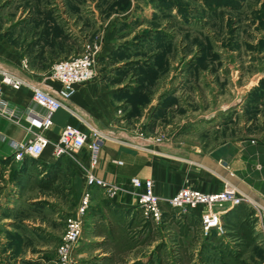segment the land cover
I'll use <instances>...</instances> for the list:
<instances>
[{
	"label": "rangeland",
	"instance_id": "374dc122",
	"mask_svg": "<svg viewBox=\"0 0 264 264\" xmlns=\"http://www.w3.org/2000/svg\"><path fill=\"white\" fill-rule=\"evenodd\" d=\"M85 1L0 0V40L9 31L4 24L14 22L20 7L78 6ZM88 1L83 11L93 41L100 40L102 49L106 34L112 41L125 39L116 46L124 55L101 62L102 69L111 67V71L129 76L128 83L118 91L120 96L138 98L135 107L127 101L115 109L117 124L123 126L130 121L135 129L132 137L121 142L137 151L160 154L177 169L183 163L174 148L199 150L219 164L226 160L233 166L239 160L243 168L235 166L238 179L264 201V182L259 174H251L253 163L246 160L247 154L256 157L258 148L264 147V0ZM120 61L123 64L116 65ZM81 170L85 183V169ZM242 204L252 210L253 216V205ZM77 206L0 208V264H57V248ZM87 210L72 264H102L101 253L95 251L94 240L85 227ZM2 217H8L7 221L2 222ZM223 231L204 235L198 226L182 240L194 255V264H264V238L258 232L257 240L247 244L227 237L224 227ZM213 233L236 257L206 258V238ZM161 235L160 244L170 250L165 253H171L167 264H178L173 260V251L181 242L177 228L169 222L162 227ZM25 245L28 259L24 258ZM149 251L136 253L120 264H147L152 254Z\"/></svg>",
	"mask_w": 264,
	"mask_h": 264
},
{
	"label": "crops",
	"instance_id": "0c3cea01",
	"mask_svg": "<svg viewBox=\"0 0 264 264\" xmlns=\"http://www.w3.org/2000/svg\"><path fill=\"white\" fill-rule=\"evenodd\" d=\"M87 3L90 2L86 0L84 5ZM84 5L55 7L37 4L25 9L20 7L14 22L4 24V28L9 27V31L6 37L0 40V66L31 83L58 89V84L48 79L52 66L60 61L79 56L85 45L93 41L88 31L87 15L86 11H83L86 7ZM18 17L19 21L16 22ZM99 24L101 23L98 22L97 26ZM124 40L112 41L107 34L105 38L103 37L102 49L97 57L99 66H97L96 77L76 87L66 107L52 115V126L48 130L42 131L38 127L39 121L46 117L47 113L32 101V91L29 88L22 87L16 91L8 86L0 85V100L7 102L18 113L16 119H9L0 113V187L3 189L0 208L4 210L15 205L26 207L30 205L64 206L70 203L79 205L87 192L89 204L84 223L95 246L104 241L102 231L113 227V217L106 211L105 204L121 211L137 207L133 194L141 191L132 187L130 183L132 178L137 177L142 181L152 180L154 193L160 198L172 197L185 184L191 187L196 186L207 193L222 190L225 181L189 160L191 153L203 156L204 154H200L199 150L197 152L174 148L183 163L180 165L181 169H177L171 165V161L162 159L160 154L144 152V150L137 151L121 142L127 136L132 137L135 129L128 120L125 125L119 126L115 121V109L127 101L133 102L131 105L135 107L138 98L131 100L125 98L124 94L120 96L121 93L118 91L128 83L129 76H125L123 71L114 69L111 71V67L102 69L101 62L104 60L110 62L107 58L113 57V60H116L117 55H124V52L120 54L116 49V46L123 44ZM112 51L116 53L113 52L110 55ZM123 62L120 61L116 65H121ZM160 91L161 87L158 92ZM141 93L144 92L141 91ZM128 94L132 95V92L128 91ZM66 126L77 128L85 133L96 129L105 136L95 173L102 181L120 189L114 198L104 197L102 189L85 186L84 175L81 172V168L85 169L88 166V155L85 150L72 152L74 153L72 156L63 154L56 158L52 155L51 147H48L37 159L27 156L18 162L13 159L12 143L25 142L36 134L43 135L50 143H53ZM153 147L158 149L157 146ZM205 155L214 160L209 154ZM249 155H246V160L254 164L251 167V174H259L260 180L264 182V147L258 148L256 157ZM115 161L122 164L117 165ZM224 161L227 164V170L238 178L235 166L242 170L243 165H239L241 162L236 160L231 166L229 161ZM96 196L99 199H96ZM162 208L165 213L166 206L162 205ZM233 212L234 215L240 213V218H243L252 210L242 204L229 208L225 215L233 216ZM120 217L122 221L129 223L134 218V212L122 214ZM183 217L178 213L173 216L174 219H183ZM7 218L2 217V222L7 221ZM169 222L167 217L163 216L160 224L156 225L160 233L157 241L131 250L127 258L144 250L155 252L156 246L161 243L162 227ZM143 237L145 233L141 236L137 235L138 239ZM27 246L23 248L26 259L29 258ZM166 249L165 247L163 251L170 252ZM95 251L101 253V262L107 260L111 254L110 250L99 247H95Z\"/></svg>",
	"mask_w": 264,
	"mask_h": 264
},
{
	"label": "built area",
	"instance_id": "2783aa9c",
	"mask_svg": "<svg viewBox=\"0 0 264 264\" xmlns=\"http://www.w3.org/2000/svg\"><path fill=\"white\" fill-rule=\"evenodd\" d=\"M101 50V41L95 40L86 44L83 52L74 58L55 63L49 73L48 79L58 84V89L31 83L26 79L15 76L0 66V85L8 86L13 90L27 87L32 91V101L43 108L47 115L38 123L39 129L48 130L52 126V115L66 107V103L74 94L76 87L92 81L97 74V57ZM1 97V94H0ZM0 113L9 119L18 118L17 111L7 102L0 100ZM104 135L96 129L87 133L77 128L66 126L59 138L50 141L41 134L22 143H12L14 150L13 159L22 161L26 156L37 159L41 157L46 148L51 147L52 155L56 158L68 152L87 151V163L85 168V186L101 187L106 191V196L114 198L120 189L97 177L95 169L99 161V152L103 146ZM117 165L122 163L114 162ZM134 189L141 192L133 194L138 209L144 219L160 224L162 221V205H168L178 211V214H192L199 220L200 231L204 235L211 231L222 234V217L229 208L242 203L252 204L255 210L251 217L254 220L256 231L264 238V209L248 200L235 188L226 183L225 187L214 193H207L200 188L187 186L180 187L170 198H160L154 193V184L150 179L142 181L135 177L130 180ZM89 195L86 192L75 213L66 222V230L57 248V264H72V252L81 239L83 217L88 208Z\"/></svg>",
	"mask_w": 264,
	"mask_h": 264
},
{
	"label": "trees",
	"instance_id": "16d2710c",
	"mask_svg": "<svg viewBox=\"0 0 264 264\" xmlns=\"http://www.w3.org/2000/svg\"><path fill=\"white\" fill-rule=\"evenodd\" d=\"M164 206H166V212L162 214V217L166 216L167 219L177 228L180 235L179 240L181 242H179L178 247L173 251V260L177 261L178 264H194V255L189 253L186 247L182 245V240L188 236L191 230L196 228L198 230V218L192 214H185L183 215V219H174L173 216H175L178 211L172 209L168 205ZM134 208L127 211H121L119 209L113 208L112 206L110 207L109 204H105L106 211L110 216L113 217V227L102 231L104 232V241L102 243L95 244V247L111 251L109 258L104 260L102 264H120V262H123L129 256V252L131 250L136 249L137 247H145L151 242L157 241L158 237L160 236V233L156 228V224L150 220L144 219L138 207ZM132 212H134V218L132 221L126 223L121 220L120 216L122 214H128ZM232 214L233 216L228 214L222 217L223 227L226 230L227 237H231L235 241L242 243H254L257 240V235L259 233L257 234L255 229L254 220L251 218L252 214L250 213L245 217L243 216V218H240V213L234 215L233 212ZM139 216L141 218H137ZM144 233L145 237L139 239L137 238V235L141 236V234ZM206 239L209 242L207 243L208 245H206L207 248L205 251V256L208 260H220L224 256L236 257L237 254L234 253V251H232V249L229 247H225L224 243L218 239L216 234L213 233ZM164 248V245L158 244L155 248V252L151 254V260L147 264H167L166 260L169 259L171 253H165L163 251ZM162 251L164 254H160ZM203 263L208 264L205 261H203Z\"/></svg>",
	"mask_w": 264,
	"mask_h": 264
},
{
	"label": "water",
	"instance_id": "95a60500",
	"mask_svg": "<svg viewBox=\"0 0 264 264\" xmlns=\"http://www.w3.org/2000/svg\"><path fill=\"white\" fill-rule=\"evenodd\" d=\"M189 160L200 167L214 173L216 176L221 178L227 184L233 186L246 198L252 199L257 205L264 209V201L258 197L249 187H247L243 182H241L235 175L227 170V164L217 163L212 160L207 155H197L191 153L189 155Z\"/></svg>",
	"mask_w": 264,
	"mask_h": 264
},
{
	"label": "bare ground",
	"instance_id": "6f19581e",
	"mask_svg": "<svg viewBox=\"0 0 264 264\" xmlns=\"http://www.w3.org/2000/svg\"><path fill=\"white\" fill-rule=\"evenodd\" d=\"M231 186V185H230ZM232 188H234L233 186H231ZM238 191V190H237ZM239 192V191H238ZM240 193V192H239ZM241 194V193H240ZM248 200H250L251 202H254L252 199L247 198Z\"/></svg>",
	"mask_w": 264,
	"mask_h": 264
}]
</instances>
